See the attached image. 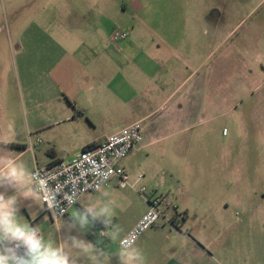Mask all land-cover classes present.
<instances>
[{"label":"crops","instance_id":"0c3cea01","mask_svg":"<svg viewBox=\"0 0 264 264\" xmlns=\"http://www.w3.org/2000/svg\"><path fill=\"white\" fill-rule=\"evenodd\" d=\"M40 5L39 23L45 24L49 12L53 18L46 22L55 21L53 32L0 34V157L11 156L32 171L68 161L135 122H142L143 131L119 163L125 185L113 178L98 192L80 196L65 218L51 222L62 221L57 227H49L42 204L31 199H20L19 215L58 244L67 239L60 229L72 223L73 211L110 204L112 226L125 224L121 239L147 210L139 197L138 213L125 214L127 193L143 185L175 208L135 242L144 264L216 263L204 237L213 228L187 226L186 199L195 195L187 185L196 181L183 173L190 166L220 165L230 168L237 182L244 174L249 184L261 163L264 181V0ZM111 15L119 23L115 30L126 35L113 44ZM222 138H227L223 144ZM175 213L181 221L173 224ZM77 226L107 253L102 264H119L118 249L107 241L112 226L98 220ZM250 245L247 240L242 264H252ZM70 251L78 264H92L78 250ZM261 251L264 264V234Z\"/></svg>","mask_w":264,"mask_h":264},{"label":"rangeland","instance_id":"374dc122","mask_svg":"<svg viewBox=\"0 0 264 264\" xmlns=\"http://www.w3.org/2000/svg\"><path fill=\"white\" fill-rule=\"evenodd\" d=\"M46 1L48 0H0V34L53 32L56 29V24L55 21L51 24L46 22L53 18V15H50L47 10L45 17L43 16L45 24L39 23L40 4ZM95 1L97 2V0ZM27 5L30 7H26ZM111 18L113 19L111 24L113 34L119 23L115 20V16L111 15ZM112 34L111 43L113 44ZM225 139L227 140V138L220 140L222 144ZM257 155L262 157V154L255 153V156ZM257 164L259 168L256 169L255 177L249 181V184L245 183L244 174L237 182L231 174V169H225L224 166L220 165L214 170L208 168L201 170L195 166H190L183 173L186 180L191 175V178L196 181L195 184L187 185L195 193L194 197L191 196L186 199L187 208L191 211L187 216V226L192 229L195 224H200L201 227L213 228L212 230L208 229L204 237L208 243H211L213 253L211 251L209 253L213 254L216 262L214 264H242V259L245 258L242 255V249L246 247L247 240L251 244L249 246L251 263L262 264L263 262L261 247L264 234V181L261 177V163ZM209 180H212L213 183L208 184ZM142 186H134L133 190L131 189L126 195L125 214L128 217L138 213L140 209L141 200L139 197H142L138 190H141ZM143 189L147 191V188ZM41 208L49 227H57L60 223L62 225V221L57 226L53 225L47 217L43 205ZM69 225L71 224L69 223L60 229L64 238L76 236L89 243H92L90 240L95 241V239L88 238L81 233L77 225L75 227H69ZM114 227L119 230V237L116 241L111 239ZM124 227L125 224L123 223L115 224L107 234V241L110 242V246L112 244L118 251L120 248L118 241ZM254 244L255 247L253 248ZM116 253L118 252L116 251Z\"/></svg>","mask_w":264,"mask_h":264},{"label":"clouds","instance_id":"9594fccd","mask_svg":"<svg viewBox=\"0 0 264 264\" xmlns=\"http://www.w3.org/2000/svg\"><path fill=\"white\" fill-rule=\"evenodd\" d=\"M11 128L12 125H9L10 130ZM0 188L14 190L12 195L0 191V264H78V257L71 254L72 249L78 250L92 264H102L101 258L106 257L107 253L96 245L76 236H70L58 244L52 239L46 240L39 227L31 226L19 215L21 198L46 203L49 210L58 208L56 197L60 192L59 185L56 189L49 187L48 178L33 173L26 163L6 156L0 157ZM63 198L69 205L77 200L75 193L64 194ZM60 212L63 213L64 209L61 208ZM113 216L110 204L89 203L82 211L72 212L69 227L78 224L84 229L91 221L97 220L108 227L112 226ZM118 237L119 230L114 227L111 239L116 241ZM135 239L136 235L130 234L119 240V264H144L145 257L134 246Z\"/></svg>","mask_w":264,"mask_h":264},{"label":"built area","instance_id":"2783aa9c","mask_svg":"<svg viewBox=\"0 0 264 264\" xmlns=\"http://www.w3.org/2000/svg\"><path fill=\"white\" fill-rule=\"evenodd\" d=\"M125 33L114 32L112 39L124 40ZM142 122H135L124 130L105 138L98 145L87 148L68 161H61L51 166H36L33 173H39L41 177L48 178L49 187L56 189L60 186V192L56 199L59 207L49 210L46 203L40 202L47 217L55 223L67 216L69 210L73 208L80 196L98 192L106 186L111 179H118L121 185H125V176L119 163L124 160L129 153L137 146L142 137ZM39 144L40 141H37ZM99 185V188H97ZM76 194L77 200L72 205L64 200V194ZM147 205L146 212L139 221L121 239L135 234L136 239L148 229L158 227L161 219L165 218V211L168 209L175 211L174 206L164 196L149 194L142 188L139 191ZM64 212L61 213L60 209ZM166 219V218H165ZM181 221V216L175 213L173 224ZM103 235V232H100ZM118 246L120 244L118 242Z\"/></svg>","mask_w":264,"mask_h":264}]
</instances>
